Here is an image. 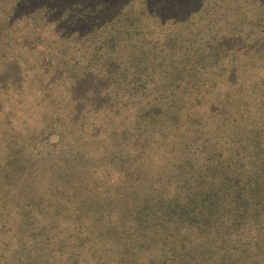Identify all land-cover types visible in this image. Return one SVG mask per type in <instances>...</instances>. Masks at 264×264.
Wrapping results in <instances>:
<instances>
[{
    "label": "trees",
    "instance_id": "obj_1",
    "mask_svg": "<svg viewBox=\"0 0 264 264\" xmlns=\"http://www.w3.org/2000/svg\"><path fill=\"white\" fill-rule=\"evenodd\" d=\"M0 264H264V0H0Z\"/></svg>",
    "mask_w": 264,
    "mask_h": 264
},
{
    "label": "rangeland",
    "instance_id": "obj_2",
    "mask_svg": "<svg viewBox=\"0 0 264 264\" xmlns=\"http://www.w3.org/2000/svg\"><path fill=\"white\" fill-rule=\"evenodd\" d=\"M26 125L30 128V130L28 131L29 136L26 134L28 139L25 142L24 148V143L21 139V136H13V138L11 139L13 141V150L11 151V153L12 155H14V157H21L27 154V152L40 147L41 142L43 143L44 141H46L47 143H51L58 140V137L55 134H42L41 129L44 125V120H42L39 115H36L34 111L27 114Z\"/></svg>",
    "mask_w": 264,
    "mask_h": 264
}]
</instances>
